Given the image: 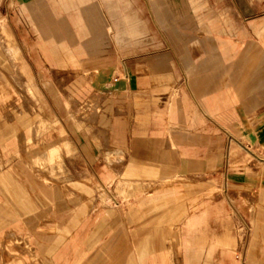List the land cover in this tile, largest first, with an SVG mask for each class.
Listing matches in <instances>:
<instances>
[{
    "label": "crops",
    "instance_id": "1",
    "mask_svg": "<svg viewBox=\"0 0 264 264\" xmlns=\"http://www.w3.org/2000/svg\"><path fill=\"white\" fill-rule=\"evenodd\" d=\"M244 1L247 9L234 5L232 17L214 14L202 0H187V10L177 12H171L168 0L21 3L50 65L83 68L95 82L108 84L96 92L104 98V124H89L81 133H66L60 142L41 151L31 167L43 183H58L59 192L72 188L86 197L75 207L66 208L77 211L70 226L83 227L69 240L71 258L86 253L80 250L83 244L90 248V244L100 242V228L113 225L119 233L103 237V242L112 243L109 250L103 246L93 258H127L124 264H136L130 258L132 251L126 250V228L134 225L132 248L140 264H239L243 248L237 240L238 253L230 255L236 246L231 234L245 224L234 206L230 205L234 214L224 217V191L230 185L237 193L247 172L260 169L254 166L256 162L264 166V0ZM147 2L164 8L167 21L148 11L144 6ZM230 2L235 4V0ZM242 32L255 33L258 42L245 43L239 36ZM111 34L120 42L112 53L107 47ZM0 35L8 42L15 34L0 27ZM145 38L147 42L138 43ZM8 52L16 54L10 48ZM17 69L13 82L0 75V116L1 110L15 107L22 92L36 98L28 68ZM37 90L44 116L46 95L40 87ZM28 129L38 144L44 142L46 128L39 114L30 117ZM29 141L25 139V143ZM5 149L6 140L0 135V187L13 192L19 185L10 172L28 182L22 165L14 162L25 154L9 152L3 158ZM68 151L72 154L71 173L60 163L63 152ZM44 164H52L51 175L41 174ZM63 171L66 174L60 175ZM96 189L108 195L113 205L97 206ZM190 191L197 193L200 213L185 219L187 231L182 239L169 229L183 257L174 263L168 249L161 247L156 256L147 244L140 245L142 228L178 222L190 209L184 208ZM168 193L174 208L161 219L152 215L135 224H129L125 214L108 222L102 219L106 213L112 215L113 209L125 212L128 202L134 204L133 214L152 210L162 202V194ZM126 194L133 199H124ZM12 217L16 218L15 214L0 199V226H9L0 230V250L6 264H41L36 260L39 254L34 234L22 223L9 222ZM261 221L264 215L259 213L253 219L255 234L246 250V264H264ZM69 234V229L62 232L63 236ZM47 264L56 262L49 260Z\"/></svg>",
    "mask_w": 264,
    "mask_h": 264
},
{
    "label": "rangeland",
    "instance_id": "2",
    "mask_svg": "<svg viewBox=\"0 0 264 264\" xmlns=\"http://www.w3.org/2000/svg\"><path fill=\"white\" fill-rule=\"evenodd\" d=\"M202 1L213 10L214 14L220 15L225 13L231 17L235 9L234 5L241 10H245L248 7L244 0H235V4L230 2L231 0ZM23 2L28 3L30 0H0V27H4L6 31L14 32L15 34L12 38H9L8 42L0 35V75L13 82V77L18 71L17 68L26 66L30 79L31 77L33 78V82L30 85L36 96V98H32L24 91L22 92V97L16 98L14 102L15 107H9L6 111L1 110L3 116H0V135L6 140V149L1 153V156L6 158L9 152L20 151L24 153V158L17 156L14 162L22 165L26 174L25 180L28 181L23 182L17 179L9 171L10 176L19 185V188L14 189L13 192H8L9 189L7 190L6 187H0V199L4 202V205L10 207L16 217H12L13 220L8 221L14 224L22 223L25 230L27 229L34 234V241L37 244L39 254L36 260L41 264H47L49 260H55L56 264H67V261H70V264H117L118 261H120L119 264H124L127 258L124 260L107 257L93 258L104 247L105 251L109 250V246L112 243L103 242V237H110L119 233V228L113 225L100 228L98 231V234L101 235L100 242L90 244V248H87L86 244L82 245L80 250L85 249V251L87 250L86 253H80L78 258L70 257L72 255V245L69 240L83 227L80 225L75 228L70 226L71 216L73 213L76 214L77 211L67 210L66 208L75 207L76 203L83 202L86 197L72 188H65L62 192H59L58 183H43L31 168L38 154L48 146L60 142L66 136V133H81V130L86 129V126L89 124H104V98L98 94L96 95V92L105 90L108 84L95 82L91 79L90 72H84L83 68H58L50 65L38 47L39 36L21 7V3ZM168 4L171 6V12L187 10V0H168ZM175 5L180 6L176 8L174 7ZM257 5H255V8H257ZM144 6H146L148 11H154L159 16H163L164 18L159 19L160 21H167L168 12L164 11V8L161 6L158 7L157 3L147 2ZM133 7L136 8L135 5ZM104 14L108 19L106 12ZM239 36L245 43L258 42V37L255 33L242 32ZM161 37L166 40L169 38L167 35H161ZM171 37L175 39V36ZM147 41L145 38L138 41V43ZM119 43L112 38V34L109 36L107 47L111 53L119 48ZM131 43L133 42H129L128 44ZM239 45L241 46V44ZM8 48L15 51L16 54L13 55L11 52H8ZM195 53L200 52L195 50ZM200 55L204 56L202 52ZM38 87L46 95L47 114L44 116L41 114L42 108L38 98ZM35 114H39L41 120L45 123L44 142H41V144H38V139L33 138V134L28 129L29 119ZM26 138L30 139L28 144L25 143ZM71 157L72 154L69 151L63 152L60 160L61 167L66 168L70 173L73 172ZM254 166H260V169L247 172V177L243 180L244 184L242 183L241 187L236 189L238 194L232 191L236 187L227 185L223 196L224 217H230L231 214H234L230 209L231 205L237 208V216L243 219L245 224L242 230H239L241 228H236L237 232L233 231L231 234L236 240V246L230 255L234 256L238 253L237 240L241 241L243 248L239 264H246V250L255 234L254 217L259 213L264 215V204L261 203L264 198V166L257 162ZM1 170L2 168H0V172ZM5 170H9V167H6ZM52 172V164H44L41 167L42 175L49 176ZM65 174V171H63L60 175ZM99 191L100 189H96L95 191V198L98 201L97 206L106 207L113 205L108 195L105 196L102 190L100 191L101 193ZM196 196L197 193L190 191V194L185 198L184 208L190 209L186 210L185 215L178 222L171 223L170 225L158 223L151 227H143V241L140 245L147 244L151 253L156 256H158L160 248L164 247L169 250L170 258L174 263L181 262L183 257L177 251V241L172 238L169 229L177 232L180 239H182L184 232L187 231V228L183 226L185 219L190 216H198L200 213L199 207L196 206ZM170 198V193L162 194V202L156 208L140 214L131 213V207L134 204L133 202H128V208L125 212L121 211L119 213L116 209H113L112 215L109 216L106 213L107 215L102 217V219L104 222H108L113 216L119 218V214H125L129 224L140 223L146 219H150L152 215H157L159 217L157 219H161L174 208L173 204L168 202ZM124 199L132 200L133 196L126 194L124 195ZM158 207L162 209L168 208V210L157 209ZM98 213L96 212V216ZM260 224L264 240V221H261ZM7 227L9 226L2 225L0 226V230L4 231ZM65 229H69L72 234L63 236L62 232ZM126 230L128 237L126 250H131L132 255L130 258L135 260L136 264H140L139 260L141 259L134 257V248H132L133 244H135L133 242L135 227L132 225L127 227ZM146 238L152 241H145ZM4 256V253L0 250V264H6Z\"/></svg>",
    "mask_w": 264,
    "mask_h": 264
}]
</instances>
